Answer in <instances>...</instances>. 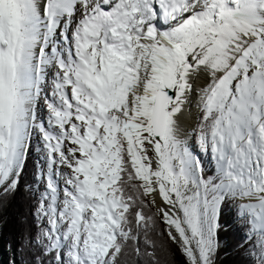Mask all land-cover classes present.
Returning a JSON list of instances; mask_svg holds the SVG:
<instances>
[{"label": "snow or ice", "instance_id": "6c2138e0", "mask_svg": "<svg viewBox=\"0 0 264 264\" xmlns=\"http://www.w3.org/2000/svg\"><path fill=\"white\" fill-rule=\"evenodd\" d=\"M22 189L24 264H264V0H0Z\"/></svg>", "mask_w": 264, "mask_h": 264}, {"label": "trees", "instance_id": "16d2710c", "mask_svg": "<svg viewBox=\"0 0 264 264\" xmlns=\"http://www.w3.org/2000/svg\"><path fill=\"white\" fill-rule=\"evenodd\" d=\"M33 169L29 167L26 180L31 179ZM31 197L26 190H21L14 197L0 203V251L5 254L3 264H24L28 259L25 252H16L21 233L31 224ZM227 217V212L225 213ZM231 219L230 217H227ZM239 237L235 230L222 234V246L217 257V264H243L241 250L237 247ZM179 259V256H177Z\"/></svg>", "mask_w": 264, "mask_h": 264}, {"label": "rangeland", "instance_id": "374dc122", "mask_svg": "<svg viewBox=\"0 0 264 264\" xmlns=\"http://www.w3.org/2000/svg\"><path fill=\"white\" fill-rule=\"evenodd\" d=\"M4 258H5L4 252L0 251V264H3V262H1V261H4L5 260Z\"/></svg>", "mask_w": 264, "mask_h": 264}, {"label": "bare ground", "instance_id": "6f19581e", "mask_svg": "<svg viewBox=\"0 0 264 264\" xmlns=\"http://www.w3.org/2000/svg\"><path fill=\"white\" fill-rule=\"evenodd\" d=\"M190 122V121H189Z\"/></svg>", "mask_w": 264, "mask_h": 264}]
</instances>
